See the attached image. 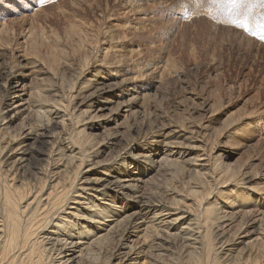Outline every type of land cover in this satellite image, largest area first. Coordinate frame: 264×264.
Masks as SVG:
<instances>
[{
    "label": "rangeland",
    "instance_id": "1",
    "mask_svg": "<svg viewBox=\"0 0 264 264\" xmlns=\"http://www.w3.org/2000/svg\"><path fill=\"white\" fill-rule=\"evenodd\" d=\"M224 2L221 10L210 8L206 0L199 7L193 0H0V22L8 30L1 37L5 47L0 50V70L20 61L16 52L30 31L34 43L26 46L25 55L28 61L38 56L44 71L25 89L33 99L50 102L48 106L56 100L65 105L71 120L66 134L89 139L92 146H84L93 164L112 162L127 142L140 146L135 153L144 152L147 148L141 145L155 132L180 145L174 158L166 152L167 158L153 157L155 163L165 159L175 164L162 162L158 171L153 164L142 173L146 184L140 187L153 201L193 203L189 190L196 184V170L190 163L204 159L199 170L208 183L206 191L214 186L215 209L221 217L235 212L216 225L222 240L236 244L235 252L246 250L239 244L246 233L251 234L243 240L257 236L251 225L259 209L234 205L232 195L249 192L253 200L256 192L264 195V40L259 38L264 7L259 0H237L240 6L231 9L234 18L257 32L253 36L231 23ZM84 54L92 56L85 67ZM93 67L100 73H89ZM118 84L121 89L115 88ZM94 95H102L103 103ZM3 98L1 90L0 110ZM31 110L28 117L5 120L9 131L0 115V148L10 135L34 133L47 122L43 109ZM116 136L117 145L99 149ZM108 196L118 199L116 192Z\"/></svg>",
    "mask_w": 264,
    "mask_h": 264
},
{
    "label": "bare ground",
    "instance_id": "2",
    "mask_svg": "<svg viewBox=\"0 0 264 264\" xmlns=\"http://www.w3.org/2000/svg\"><path fill=\"white\" fill-rule=\"evenodd\" d=\"M6 27L0 22L2 52L5 42L1 37L7 34ZM28 32L16 52L20 61L18 59L19 62L8 70H0V91L5 92L0 115L3 121L13 122L20 115L28 117L31 109L38 108L43 109L42 115L46 116L47 122L39 125L34 133L30 131L19 138L10 135L0 148V264H264V255L260 254L264 250V195L261 192L262 195L256 192L254 200L249 192L240 194L236 191L231 197L234 205L259 209L251 225L257 236L243 240L246 233L239 242L246 250L234 252L232 247L236 244L227 238L222 240L216 225L235 212L221 217V211L215 209L216 204L211 201L214 186L206 191L208 183L199 170L205 166L200 163L204 159L191 160V167L196 170V176H192L196 184L189 190V200L193 199V203L185 205L176 199L169 203L153 201L140 187V184H146L141 182L145 175L142 173L153 164L156 171L162 168V162L172 166L173 160L155 163L153 157L164 154L167 158L166 153H171L174 158L176 148H180L162 133L149 136L141 145L147 148L144 152L135 153L140 146L127 142L122 145L124 151L113 157L112 162L104 167L99 161L93 164L84 146L89 139L84 136L78 140L66 134L71 120L65 105L56 100L48 106L50 102H39L37 97L33 99L34 94L25 89L28 81L44 71L38 56L33 61L30 59L32 62L28 61L25 51L28 44L34 43ZM79 49L77 54H80ZM85 56L87 60L83 67L92 57ZM94 68L87 72H98ZM97 68L102 70V64ZM13 83L17 84L14 88L23 86L15 90L11 87ZM124 84H132V81ZM115 86L121 89L123 85ZM96 98L97 103H103L102 95ZM133 98L130 104H133ZM10 122L5 121V129ZM116 137L100 144L99 149L117 145ZM31 145L33 147L29 149ZM192 148L196 150L195 146ZM109 192H116L118 199L108 200ZM134 238L136 240L132 241ZM169 252H173L171 260H167Z\"/></svg>",
    "mask_w": 264,
    "mask_h": 264
},
{
    "label": "snow or ice",
    "instance_id": "3",
    "mask_svg": "<svg viewBox=\"0 0 264 264\" xmlns=\"http://www.w3.org/2000/svg\"><path fill=\"white\" fill-rule=\"evenodd\" d=\"M202 0H193V3L196 7L201 6ZM208 3L209 7L212 8H217V9H223L225 7V2L224 0H206ZM260 4L262 7H264V0H259ZM227 8L229 11L226 13L229 15L231 19V23L235 24L237 27L243 28L246 31H248L251 35L256 36L257 32L253 31L252 29L249 28V25L246 22L239 21L238 19L234 18L231 13L232 8H238L240 5L237 3V0H226ZM246 19V18H245ZM259 38L261 40H264V27H261V30L259 32Z\"/></svg>",
    "mask_w": 264,
    "mask_h": 264
}]
</instances>
